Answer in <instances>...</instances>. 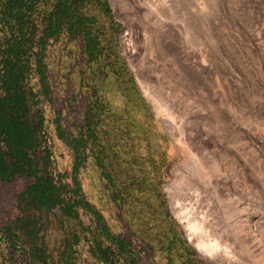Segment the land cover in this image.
<instances>
[{"label": "rangeland", "instance_id": "rangeland-1", "mask_svg": "<svg viewBox=\"0 0 264 264\" xmlns=\"http://www.w3.org/2000/svg\"><path fill=\"white\" fill-rule=\"evenodd\" d=\"M106 1L110 13L104 0L95 9L102 58L81 72L71 43L54 50L51 69L59 93L96 88L106 105L114 169L132 184L124 217L154 246L156 264H264V0ZM45 109L58 172L70 173L73 150ZM80 179L120 232L91 159ZM187 193L202 201L198 215L219 244L212 254L174 210Z\"/></svg>", "mask_w": 264, "mask_h": 264}, {"label": "trees", "instance_id": "trees-1", "mask_svg": "<svg viewBox=\"0 0 264 264\" xmlns=\"http://www.w3.org/2000/svg\"><path fill=\"white\" fill-rule=\"evenodd\" d=\"M101 3L0 0V264H156L154 246L124 217L132 184L114 169L105 103L96 88L59 93L51 69L54 50L71 43L81 72L102 58ZM45 104L55 111V135L73 150L70 173L58 172ZM90 159L116 205L118 233L86 198L80 172Z\"/></svg>", "mask_w": 264, "mask_h": 264}, {"label": "bare ground", "instance_id": "bare-ground-1", "mask_svg": "<svg viewBox=\"0 0 264 264\" xmlns=\"http://www.w3.org/2000/svg\"><path fill=\"white\" fill-rule=\"evenodd\" d=\"M188 200L189 202L186 203ZM201 202L202 201H200L196 195L194 196L192 193H187L183 201L177 203V206L180 207L176 206L174 210L178 213L180 220L184 219L186 221V228L189 231V239L192 242L197 243L196 246L205 250L206 253L208 252L212 254L216 248H218L219 244L216 241L217 239L211 237L213 235L209 234L210 230L207 232L204 227L203 224L206 223L205 219H200V216L198 215L199 207L202 206Z\"/></svg>", "mask_w": 264, "mask_h": 264}]
</instances>
